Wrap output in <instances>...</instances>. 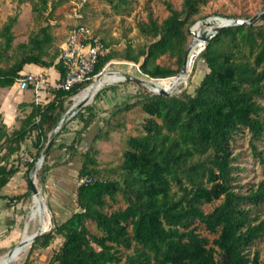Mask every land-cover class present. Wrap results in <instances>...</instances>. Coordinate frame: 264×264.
Instances as JSON below:
<instances>
[{
    "label": "trees",
    "instance_id": "trees-1",
    "mask_svg": "<svg viewBox=\"0 0 264 264\" xmlns=\"http://www.w3.org/2000/svg\"><path fill=\"white\" fill-rule=\"evenodd\" d=\"M109 1L125 5L130 0ZM208 1L181 0L179 11L167 4V18L160 24L150 19L141 27L150 42L138 51L127 46L123 59L150 79L176 76L188 48L187 27ZM38 2L32 13L37 18L46 13L47 25L19 45L21 55L10 66H0V88L11 87L28 64L54 67L60 79L64 76L60 54H49L48 26L56 1ZM16 21V17L8 18L0 31L4 51L12 47ZM259 21L264 22V13L249 26L223 28L205 43L198 56L207 71L192 92L138 94L124 107L139 106L147 118L142 131L125 141L122 162L115 171L117 179L99 176L92 147L97 138H93L80 155L77 172L79 178L89 177L91 182L75 188V210L37 237L30 251L47 248L60 237L61 245L48 264H264L258 252L251 254V247L264 236V219L259 215L264 207V181L239 191L234 154L236 137L248 134L253 155L264 163L256 146L264 139V106L260 103L264 95V24L258 25ZM115 54L110 51L94 75ZM165 56L175 59L176 68L159 63ZM90 83L53 91L51 101L32 104L20 127L9 134L0 125V152L5 150L0 191L18 170L8 158L15 154L19 159L24 151L31 154L34 161L26 163L28 175L48 134L66 112V103ZM33 133L27 150L23 144ZM29 195L27 182L26 193L8 202L24 203ZM118 197L124 208L108 210ZM214 201L220 202L204 212L203 206ZM23 264L30 262L26 259Z\"/></svg>",
    "mask_w": 264,
    "mask_h": 264
},
{
    "label": "rangeland",
    "instance_id": "rangeland-1",
    "mask_svg": "<svg viewBox=\"0 0 264 264\" xmlns=\"http://www.w3.org/2000/svg\"><path fill=\"white\" fill-rule=\"evenodd\" d=\"M54 1H56V6L48 26L52 40L49 47L50 56L60 54L70 28L75 24H81L87 26L95 36L110 47V51L116 53L104 71L116 70L120 74L127 73L140 79L155 80L140 75L137 66L124 60L122 53L127 46H130L134 51L145 47L150 42V37L141 32V27H145L150 19L160 24L169 15L167 4L179 11L181 0H130L125 5L117 4V2L111 3L109 0H86L79 19L70 17V0ZM33 4L39 6L38 0H0V31L8 18L16 17L17 19L12 28V47L4 51L0 39V55L2 56L0 66L2 68L10 66L21 55L20 44L27 43L29 37L47 25L46 13L43 17L37 18L32 13ZM263 9L264 0H209L205 6L200 8L193 23L187 27V32L190 34L188 48L193 41L189 30H192L196 23L202 22L204 29H207L215 23L214 21L208 22L210 18L247 20ZM257 24L263 25L264 22L259 21ZM159 63L163 66L176 68L175 59L169 56L162 57ZM188 70L184 81L172 90L171 95H180L186 91L192 92L193 86L199 82L207 68L203 60L192 52L188 61ZM51 78L50 73L49 79L51 80ZM93 81L94 79L91 80V83ZM153 92L149 86L127 81L104 85L93 99L71 118H68L66 112L73 104V99L71 98L69 104L66 103L67 110L62 115L65 121L61 129L57 133L52 130L48 134L46 145L53 138L51 143L53 146L47 156L46 163L44 162L45 156L31 178L35 188L45 198V204L50 214L48 230L75 210L74 192L79 180L77 172L81 164L80 155L87 150L94 137L97 139L92 143V147L96 151L94 157L99 176L103 179H117L115 171L122 162L125 141L128 137L136 136L142 131V123L147 118L139 106L128 110H124V107L133 103L138 94L140 96L145 93L156 94ZM260 103L264 106V95L260 99ZM33 137L34 133L26 140L29 146ZM256 146L264 161V139ZM24 154L30 157L29 153ZM234 154L237 158L235 165L239 169L236 172L238 178L235 184L242 187L239 191L245 192L264 181V163H261L253 155L248 134L236 137ZM32 196L30 190L29 197L19 209L20 221L13 230L14 236L12 235L6 253L19 242V233L20 230H24ZM219 202L214 201L204 205L203 211L210 212ZM124 206L123 201L118 197L117 202L109 204L108 210L124 208ZM259 215L260 219H264V207L261 208ZM89 229L94 232L92 226H89ZM203 235L208 236L209 239L213 238L206 232H203ZM61 242L62 239L56 237L47 248L30 251L29 246L20 260L12 264H23L26 259L30 264H48L52 253L60 247ZM254 252H258L261 260L264 258V236L251 247V254Z\"/></svg>",
    "mask_w": 264,
    "mask_h": 264
},
{
    "label": "crops",
    "instance_id": "crops-1",
    "mask_svg": "<svg viewBox=\"0 0 264 264\" xmlns=\"http://www.w3.org/2000/svg\"><path fill=\"white\" fill-rule=\"evenodd\" d=\"M28 73L42 74L50 84L60 79V74L54 67L43 68L28 64L23 67L20 76ZM50 73L52 75L51 80L49 79ZM52 98L53 93L48 90L40 91L38 94L31 87L26 90H20L16 82L11 87L0 88V125L4 127L8 134L17 130L21 125V121L30 113L32 104L43 105L51 101ZM23 145L27 150L30 149L27 141ZM26 152L24 151L19 159L15 154L8 158V163L17 165L18 170L0 191V255L6 253V248L11 243L12 235L14 236L13 230L20 221L19 209L23 202L12 204L8 201L10 198L20 196L27 191V182H29L31 171L26 175V163L21 161V157L26 156L24 154ZM4 153L5 150L3 149L0 152V165L4 163L1 159ZM29 155L31 156V154Z\"/></svg>",
    "mask_w": 264,
    "mask_h": 264
},
{
    "label": "built area",
    "instance_id": "built-area-1",
    "mask_svg": "<svg viewBox=\"0 0 264 264\" xmlns=\"http://www.w3.org/2000/svg\"><path fill=\"white\" fill-rule=\"evenodd\" d=\"M86 0H70V17L79 19L84 8ZM110 53V47L106 45L99 37L95 36L91 30L81 24L73 25L67 35L66 41L61 47L58 60L64 70L62 79L50 84L42 74H25L16 80L20 90H26L30 87L36 94L40 91H69L72 88L87 83L95 79L94 70L99 62ZM110 61L101 69V72L110 65ZM98 73V74H99ZM21 161L24 163L33 162V157L23 156ZM38 159L34 162L37 163ZM36 165V169L40 167ZM91 182L89 177H81L77 186Z\"/></svg>",
    "mask_w": 264,
    "mask_h": 264
},
{
    "label": "bare ground",
    "instance_id": "bare-ground-1",
    "mask_svg": "<svg viewBox=\"0 0 264 264\" xmlns=\"http://www.w3.org/2000/svg\"><path fill=\"white\" fill-rule=\"evenodd\" d=\"M211 21L212 20H208V22H211ZM216 23L224 24L226 22L222 20H216ZM192 30L198 35H201L202 33L206 32L208 28L204 29L203 23L199 22V23H196L192 27ZM202 50H203V44L201 42L195 41L194 47L192 48L189 54V57L192 52L198 55ZM188 61H189V58H188ZM184 79L185 78H183L182 81L180 82H183ZM122 80L123 79L121 77V74H119V72H116V70L115 71H104L100 75V77L95 78V80L90 85H88L85 89H83L80 93H78L75 97H73V104L79 103L80 101L84 99H88L90 102L95 96V94L104 85L118 83V82H121ZM180 82L177 80V77L174 76V77H170L166 79L152 80L151 84L147 86H149V89L151 91H154L155 93H157L159 90L171 91L178 84H180ZM28 209H29V215L24 224L25 225L24 230L23 231L20 230V233H19L20 239L17 244L18 247H22V248H21V251L14 257L13 261L10 264L18 262L22 254L26 250L29 249V246H30L29 242L32 240V237L35 233H37L40 230L46 231L49 229V226H50V214L45 204V198L42 197L39 192H38V195L33 194L32 203ZM7 258H8L7 255L0 257V264H5V262L7 261Z\"/></svg>",
    "mask_w": 264,
    "mask_h": 264
},
{
    "label": "water",
    "instance_id": "water-1",
    "mask_svg": "<svg viewBox=\"0 0 264 264\" xmlns=\"http://www.w3.org/2000/svg\"><path fill=\"white\" fill-rule=\"evenodd\" d=\"M263 13H264V9L262 11H260L259 13H257L255 16H253V17H251V18H249L247 20L237 19V18H233V19H230V18H221V17L210 18L209 20H212V21L214 20L215 21V24L213 26L207 27L208 30L206 32L202 33L201 35H198L193 30H189V32H191V34H192L193 41H192L191 45L189 46V48L187 49V52H186L185 57H184V62L181 65V69H180L179 74L177 75V80L180 82V81H182L183 78H186V76H187V72L189 71L188 70V58H189V54H190L192 48L194 47V42L195 41L201 42L203 45H205V43L209 39H211L215 34H217L223 28L231 27V26H242V25L249 26L252 23H254L257 19H259V17ZM216 20H222V21H225L226 23H224V24H217L216 23ZM102 73L103 72L97 74L95 78L100 77V75ZM121 77L123 79L122 81H129V82H133L135 84H139V85H143V86H147V85H150L151 84V80L140 79V78L131 76V75L127 74V73H122L121 74ZM171 93H172V90L171 91L159 90L156 94L163 95V96H170ZM88 102H89L88 99H84V100L80 101L79 103L72 104L71 107H70V109H69V111L66 112V115L68 116V118L73 117L76 114V112L78 110H80L82 107H84L85 105H87ZM64 121H65V119L64 118H61V120L59 121L58 125L53 129L54 130V133H57L61 129V126H62V124H63ZM52 141H53V138H51V140H49L48 144L45 146V148L41 152V154H40V156L38 158L37 163L34 165V167L32 168V170L30 172V176H29V187H30V190L32 192V195L33 194L34 195H38V192H37V189L35 188L32 180H31V178H32L33 174L36 171V165L38 163L41 164L43 162V159L46 156V154L48 152V149H49ZM47 231L48 230H46V231H41L40 230L37 233H35L33 235V237H32V240L29 242L30 245L35 241V239L37 237L41 236L42 234L46 233ZM21 248L22 247H18L17 245H15L7 253H5L4 255H7L8 256L7 261L5 262V264H10L13 261L14 257L21 251Z\"/></svg>",
    "mask_w": 264,
    "mask_h": 264
}]
</instances>
